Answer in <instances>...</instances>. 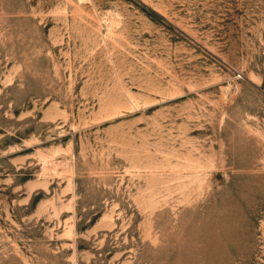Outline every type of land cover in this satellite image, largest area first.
Masks as SVG:
<instances>
[{"label": "rangeland", "instance_id": "374dc122", "mask_svg": "<svg viewBox=\"0 0 264 264\" xmlns=\"http://www.w3.org/2000/svg\"><path fill=\"white\" fill-rule=\"evenodd\" d=\"M0 264H264V0H0Z\"/></svg>", "mask_w": 264, "mask_h": 264}]
</instances>
